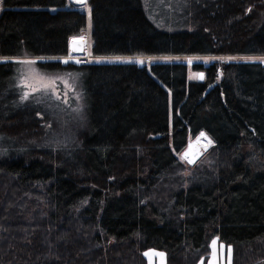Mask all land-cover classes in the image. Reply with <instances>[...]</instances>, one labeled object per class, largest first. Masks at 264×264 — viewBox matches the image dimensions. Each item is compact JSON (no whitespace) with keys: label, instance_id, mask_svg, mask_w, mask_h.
I'll return each instance as SVG.
<instances>
[{"label":"trees","instance_id":"16d2710c","mask_svg":"<svg viewBox=\"0 0 264 264\" xmlns=\"http://www.w3.org/2000/svg\"><path fill=\"white\" fill-rule=\"evenodd\" d=\"M1 1L0 264H148L149 249L199 264L216 237L231 264H264V64H194L201 81L175 61H37L74 76L80 102L24 99L14 59L66 57L88 15ZM87 6L93 57L264 55V0H189L173 30L143 0ZM201 133L212 163L189 165Z\"/></svg>","mask_w":264,"mask_h":264},{"label":"rangeland","instance_id":"374dc122","mask_svg":"<svg viewBox=\"0 0 264 264\" xmlns=\"http://www.w3.org/2000/svg\"><path fill=\"white\" fill-rule=\"evenodd\" d=\"M75 3L81 4V8L87 12V29L85 33L75 38H82L85 42V55L84 59H77L73 57V53H69L68 56L62 58H27L21 57L14 59L18 62L17 79L19 86L23 91L24 99H30L37 97L39 100L44 97H50L63 105H69L73 99L79 104L80 95L78 93L77 82L75 77L69 74H48L40 71L36 63L37 61L46 60H59L62 63L75 62L80 63L84 60L96 63H136L140 66L152 62H183L188 65V78L189 80H198L201 73L204 71H197L193 69L194 64H201L204 67H208L216 62H260L264 64V55H195V56H110V57H93L90 51V30H91V18L90 10L86 2L81 0H70ZM189 0H143L145 10L148 17L158 27L167 30H173L179 27L178 16L183 11V8L187 5ZM2 11V1L0 0V13ZM143 60L141 64L139 61ZM67 61V62H65ZM130 61V62H129ZM203 79V80H204ZM192 145V148L190 147ZM212 147L211 138L201 133L199 136L189 138L187 147L181 153L182 160H185L189 165H194L199 161H205L206 164H211L208 151ZM191 148V149H190ZM191 150L192 153H188ZM195 153L197 154L196 156ZM256 157V156H255ZM254 165H259L260 160L256 157L253 158ZM189 169L191 167L187 166ZM187 171L186 173H188ZM213 241H216V247L213 248ZM211 243V254L208 260L201 261L199 264H231V247L221 242L216 237ZM157 253H163V257L156 255ZM148 254V255H146ZM148 264H166L165 253L155 249H149L145 253Z\"/></svg>","mask_w":264,"mask_h":264},{"label":"water","instance_id":"95a60500","mask_svg":"<svg viewBox=\"0 0 264 264\" xmlns=\"http://www.w3.org/2000/svg\"><path fill=\"white\" fill-rule=\"evenodd\" d=\"M70 49L76 54H83L85 52L84 40L82 38H73L70 42ZM203 79H204V74L201 73L200 80L202 81Z\"/></svg>","mask_w":264,"mask_h":264},{"label":"built area","instance_id":"2783aa9c","mask_svg":"<svg viewBox=\"0 0 264 264\" xmlns=\"http://www.w3.org/2000/svg\"><path fill=\"white\" fill-rule=\"evenodd\" d=\"M69 53H70V54L73 53L72 56L75 57V58H77V59H79V60L85 58V55H83V54H76L75 52L71 51V49H70ZM68 55H69V54H68ZM68 55H67V56H68Z\"/></svg>","mask_w":264,"mask_h":264},{"label":"snow or ice","instance_id":"6c2138e0","mask_svg":"<svg viewBox=\"0 0 264 264\" xmlns=\"http://www.w3.org/2000/svg\"><path fill=\"white\" fill-rule=\"evenodd\" d=\"M81 2H86V0H81ZM65 62H67V61H65ZM130 62V61H129ZM139 63H141V64H143L144 63V61L143 60H141V61H139ZM202 78V77H201ZM213 248H215L216 247V241H213ZM146 255H148V254H146ZM156 255H160L161 257H163V253H157Z\"/></svg>","mask_w":264,"mask_h":264},{"label":"bare ground","instance_id":"6f19581e","mask_svg":"<svg viewBox=\"0 0 264 264\" xmlns=\"http://www.w3.org/2000/svg\"><path fill=\"white\" fill-rule=\"evenodd\" d=\"M190 147L192 148V145H190ZM191 148H190V149H191ZM190 152L192 153V151H191V150H189V151H188V153H190ZM196 155H197V154L195 153V155H194V156H196Z\"/></svg>","mask_w":264,"mask_h":264},{"label":"crops","instance_id":"0c3cea01","mask_svg":"<svg viewBox=\"0 0 264 264\" xmlns=\"http://www.w3.org/2000/svg\"><path fill=\"white\" fill-rule=\"evenodd\" d=\"M2 59H0V61H1Z\"/></svg>","mask_w":264,"mask_h":264}]
</instances>
